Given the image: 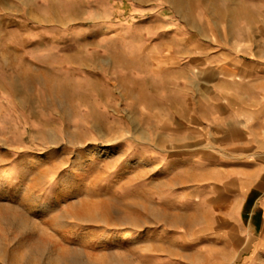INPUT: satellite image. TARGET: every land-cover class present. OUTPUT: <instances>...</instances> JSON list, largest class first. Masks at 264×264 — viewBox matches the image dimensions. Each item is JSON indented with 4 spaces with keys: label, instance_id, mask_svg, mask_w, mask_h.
I'll return each mask as SVG.
<instances>
[{
    "label": "rangeland",
    "instance_id": "obj_1",
    "mask_svg": "<svg viewBox=\"0 0 264 264\" xmlns=\"http://www.w3.org/2000/svg\"><path fill=\"white\" fill-rule=\"evenodd\" d=\"M260 42L264 0H0V264H264L211 117Z\"/></svg>",
    "mask_w": 264,
    "mask_h": 264
},
{
    "label": "crops",
    "instance_id": "obj_2",
    "mask_svg": "<svg viewBox=\"0 0 264 264\" xmlns=\"http://www.w3.org/2000/svg\"><path fill=\"white\" fill-rule=\"evenodd\" d=\"M235 52L232 64L216 67V111L211 117L218 125H233L231 130L223 128L224 140L234 136L227 146L247 148V157L254 158L256 167L243 178L241 195L246 202L257 192L252 206L262 207L257 200L264 193V43H243Z\"/></svg>",
    "mask_w": 264,
    "mask_h": 264
},
{
    "label": "bare ground",
    "instance_id": "obj_3",
    "mask_svg": "<svg viewBox=\"0 0 264 264\" xmlns=\"http://www.w3.org/2000/svg\"><path fill=\"white\" fill-rule=\"evenodd\" d=\"M124 235H126V234H123V236H124ZM123 236H121V238H120L121 240H124V239H126V238H123Z\"/></svg>",
    "mask_w": 264,
    "mask_h": 264
}]
</instances>
